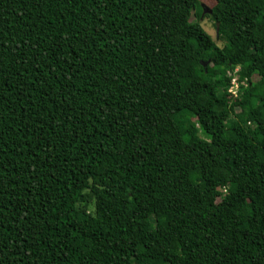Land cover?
<instances>
[{"label":"trees","instance_id":"trees-1","mask_svg":"<svg viewBox=\"0 0 264 264\" xmlns=\"http://www.w3.org/2000/svg\"><path fill=\"white\" fill-rule=\"evenodd\" d=\"M213 2L218 64L196 0H0V264H264V0Z\"/></svg>","mask_w":264,"mask_h":264},{"label":"rangeland","instance_id":"rangeland-1","mask_svg":"<svg viewBox=\"0 0 264 264\" xmlns=\"http://www.w3.org/2000/svg\"><path fill=\"white\" fill-rule=\"evenodd\" d=\"M214 5L213 0H196V7L193 11L194 13V21L197 22L203 29L204 31L211 37L213 42L217 47H219L220 52L215 59V63H221L223 59L225 58V42L223 38L217 37L216 34V29L214 26V21L211 18L210 15H208L205 10L206 9H211ZM244 82V80H241ZM193 120V118H191ZM226 122L227 119H224Z\"/></svg>","mask_w":264,"mask_h":264},{"label":"built area","instance_id":"built-area-1","mask_svg":"<svg viewBox=\"0 0 264 264\" xmlns=\"http://www.w3.org/2000/svg\"><path fill=\"white\" fill-rule=\"evenodd\" d=\"M239 68L236 67L233 70L227 72V75L231 77L230 85L228 87V94H230L232 100H236L239 97L240 86L245 85L244 82L240 80L238 75Z\"/></svg>","mask_w":264,"mask_h":264},{"label":"water","instance_id":"water-1","mask_svg":"<svg viewBox=\"0 0 264 264\" xmlns=\"http://www.w3.org/2000/svg\"><path fill=\"white\" fill-rule=\"evenodd\" d=\"M205 12L208 13V14H211L212 11H211L210 9H206ZM217 32H218V24H216V33H217ZM203 65H204V64H203ZM204 66H205V65H204Z\"/></svg>","mask_w":264,"mask_h":264}]
</instances>
